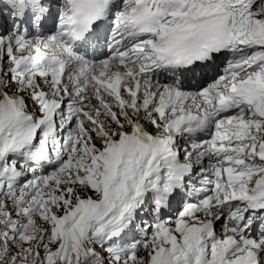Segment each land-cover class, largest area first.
Returning a JSON list of instances; mask_svg holds the SVG:
<instances>
[{
  "label": "snow or ice",
  "instance_id": "6c2138e0",
  "mask_svg": "<svg viewBox=\"0 0 264 264\" xmlns=\"http://www.w3.org/2000/svg\"><path fill=\"white\" fill-rule=\"evenodd\" d=\"M0 264H264V0H0Z\"/></svg>",
  "mask_w": 264,
  "mask_h": 264
},
{
  "label": "rangeland",
  "instance_id": "374dc122",
  "mask_svg": "<svg viewBox=\"0 0 264 264\" xmlns=\"http://www.w3.org/2000/svg\"><path fill=\"white\" fill-rule=\"evenodd\" d=\"M141 254H143V253H141Z\"/></svg>",
  "mask_w": 264,
  "mask_h": 264
}]
</instances>
